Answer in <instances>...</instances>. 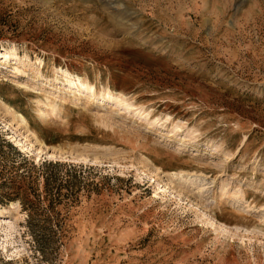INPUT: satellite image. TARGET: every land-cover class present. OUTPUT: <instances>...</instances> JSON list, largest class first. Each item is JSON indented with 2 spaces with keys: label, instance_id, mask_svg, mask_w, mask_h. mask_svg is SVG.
I'll return each instance as SVG.
<instances>
[{
  "label": "rangeland",
  "instance_id": "374dc122",
  "mask_svg": "<svg viewBox=\"0 0 264 264\" xmlns=\"http://www.w3.org/2000/svg\"><path fill=\"white\" fill-rule=\"evenodd\" d=\"M0 52V264H264V0H0Z\"/></svg>",
  "mask_w": 264,
  "mask_h": 264
},
{
  "label": "bare ground",
  "instance_id": "6f19581e",
  "mask_svg": "<svg viewBox=\"0 0 264 264\" xmlns=\"http://www.w3.org/2000/svg\"><path fill=\"white\" fill-rule=\"evenodd\" d=\"M0 56L1 57H3V58H8V53L7 52H5V53H2V52H0ZM65 72H67L66 70H65ZM81 83L83 86H85V88L90 92V93H95L96 92V90H95V87H94V85H92V84H90V85H88L86 82H82V81H76V80H73V81H71V84H73L72 86H75V84H77V83ZM104 96H105V98H107V99H116V100H119V96L118 95H115V94H113V93H111V92H104ZM17 115L19 116V117H21L24 121H25V119H24V116L21 114V113H17ZM47 154V153H46ZM52 154H54L53 152H50L49 154H48V156L47 157H49V158H52V157H54ZM173 176H176L177 178H185L186 179V177H184L185 175H183V174H179V173H175V174H173ZM190 177H187V179H189ZM4 212V210L3 209H0V215L2 214Z\"/></svg>",
  "mask_w": 264,
  "mask_h": 264
},
{
  "label": "trees",
  "instance_id": "16d2710c",
  "mask_svg": "<svg viewBox=\"0 0 264 264\" xmlns=\"http://www.w3.org/2000/svg\"><path fill=\"white\" fill-rule=\"evenodd\" d=\"M27 158L26 157H22V161H20V165H22V164H24L27 160H26ZM22 162V163H21ZM52 165V164H58V161H55V162H53L52 163V161H47V160H44V161H42L41 162V164H40V166H44V165Z\"/></svg>",
  "mask_w": 264,
  "mask_h": 264
},
{
  "label": "water",
  "instance_id": "95a60500",
  "mask_svg": "<svg viewBox=\"0 0 264 264\" xmlns=\"http://www.w3.org/2000/svg\"><path fill=\"white\" fill-rule=\"evenodd\" d=\"M46 153H47V154H46ZM49 153H50L49 151L45 152L44 156H48Z\"/></svg>",
  "mask_w": 264,
  "mask_h": 264
}]
</instances>
